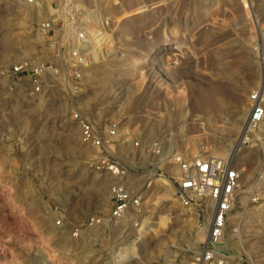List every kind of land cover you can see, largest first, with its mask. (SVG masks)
I'll use <instances>...</instances> for the list:
<instances>
[{
	"label": "rangeland",
	"instance_id": "374dc122",
	"mask_svg": "<svg viewBox=\"0 0 264 264\" xmlns=\"http://www.w3.org/2000/svg\"><path fill=\"white\" fill-rule=\"evenodd\" d=\"M260 2L256 12L253 0H0V264H43L42 255L48 264H175L193 256L206 239L198 230L208 211L175 199L172 156L227 158L241 141L251 93L264 96ZM45 19L58 30L49 38L36 30ZM78 29L91 39L88 68L118 64L106 74L105 95L84 76L82 89L72 90L62 75L57 41ZM24 58L59 67L61 79L33 90L12 74ZM75 111L117 125L123 144L116 156L135 175L144 205L143 215L83 227L78 236L75 227L109 213L112 203L100 207L91 188L103 172L93 167L94 149L79 140ZM231 122L233 132L225 128ZM248 133L236 157L245 168L225 246L242 264H264V204L250 203L252 191L264 190V123ZM131 240L146 242L148 254L116 260Z\"/></svg>",
	"mask_w": 264,
	"mask_h": 264
},
{
	"label": "built area",
	"instance_id": "2783aa9c",
	"mask_svg": "<svg viewBox=\"0 0 264 264\" xmlns=\"http://www.w3.org/2000/svg\"><path fill=\"white\" fill-rule=\"evenodd\" d=\"M30 5H41L45 0H25ZM257 35L264 48V26L258 25ZM36 30L44 37H50L56 29L52 19L37 23ZM58 31V30H57ZM57 41V57L63 64V76L72 90L80 91L83 86V70L88 68L90 55L86 45L90 37L84 29H78L71 38L66 32ZM72 41L69 45L65 39ZM13 77L19 81L28 78L32 89L41 91L50 86L54 77L61 79L59 67L48 63L34 64L29 58L18 61L12 67ZM250 110L247 119V130L264 123V96L259 90L250 95ZM73 119L79 127V140L84 145L94 149L93 167L100 172L112 174L116 181L110 186L111 209L107 214L94 213L87 220L75 227L73 234H78L84 228L98 227L106 223L126 220L130 214L143 215L144 205L140 192L129 185L126 177L127 167L116 156V150L123 144L118 127L115 123L100 125L80 111L73 113ZM133 146L140 148L139 141ZM158 152V144L152 149ZM179 164V176L176 180L174 195L183 207H195L200 211H211L206 239L194 251L191 258L175 264H242L225 246L227 224L230 213L238 202L241 190V178L245 167H240L232 157L219 158L214 156H194L185 158L176 153L172 157ZM250 203L264 204V190L255 189L250 194ZM56 224H62L57 219Z\"/></svg>",
	"mask_w": 264,
	"mask_h": 264
},
{
	"label": "bare ground",
	"instance_id": "6f19581e",
	"mask_svg": "<svg viewBox=\"0 0 264 264\" xmlns=\"http://www.w3.org/2000/svg\"><path fill=\"white\" fill-rule=\"evenodd\" d=\"M164 1V0H163ZM173 1V0H172ZM238 1V0H237ZM161 2V1H160ZM236 2V1H235ZM238 3V2H237ZM253 3H254V9L255 11H259V9L261 8V2L260 0H253ZM159 4V3H157ZM175 4V3H173ZM143 5V4H142ZM172 5V4H171ZM173 6V5H172ZM264 6V5H263ZM146 9V8H144ZM140 10V9H139ZM143 10V9H141ZM138 11V10H137ZM136 11V12H137ZM147 11V10H146ZM133 12H134V9H133ZM132 12V13H133ZM132 13H124V16L123 17H126V16H129L131 15ZM247 14V13H246ZM246 16V15H244ZM258 20L261 22V24H264L262 22H264V15H262L261 17H259L258 15H256ZM247 18V16H246ZM243 19V18H242ZM244 20V19H243ZM118 21V20H117ZM240 21V20H239ZM245 23V22H244ZM241 26V25H239ZM108 32H106L107 34ZM110 37V35L107 36V39ZM106 38V37H105ZM39 39L38 36H36L35 40ZM39 42V41H38ZM37 42V44H38ZM118 67V64L117 63H110L106 69L102 72L101 69H99L98 67H93V68H85L83 70V74H84V77L89 80L90 82H93V83H96L99 87H100V92L99 94L101 95H105L109 92H107V77L108 75H106L108 72H111V71H114L116 70ZM58 79V78H57ZM56 79V80H57ZM62 81V80H61ZM60 81V82H61ZM112 89V88H111ZM234 91L236 92V96L239 97V93L237 94V91L235 88H233ZM94 99V98H93ZM92 100V99H91ZM186 113L188 114V111H186ZM117 113H114V116L116 115ZM248 116H249V110H247V113H246V120H245V124H246V130H245V127H244V131H243V134H242V139L239 143H237V145L231 150V152H228L229 153V156L232 157L234 160L236 159L237 156L241 155L242 153H244V148L241 146V143L244 142L243 140L247 139L248 138V131L247 128H248V124H247V119H248ZM224 126V125H223ZM75 127V126H74ZM225 128L227 130H229L230 132H233L235 131V129L237 128V125H236V122H231L230 125H226ZM68 131V130H67ZM58 143V142H57ZM83 145V144H81ZM86 149L88 146L86 145H83ZM78 147V146H77ZM75 145H73L72 143H69L68 144V149L70 151H73V152H80L82 153L83 151L80 150L79 148H77ZM81 148V147H80ZM89 148V147H88ZM82 149V148H81ZM84 150V149H83ZM247 151V150H245ZM87 153V151H85ZM176 152H178L176 150ZM175 152V153H176ZM173 154V153H172ZM172 154L170 156H172ZM127 155V154H126ZM220 156V155H219ZM221 156H223V154H221ZM84 157V156H83ZM131 157V156H130ZM129 157V158H130ZM173 157V156H172ZM217 157V156H216ZM247 160V159H246ZM132 161V160H131ZM244 162V161H243ZM249 163V162H248ZM75 164V163H74ZM60 165V164H59ZM238 165V164H237ZM75 166V165H74ZM239 166V165H238ZM248 168V167H247ZM95 170V169H94ZM253 171V170H252ZM250 171V172H252ZM96 172V171H95ZM98 172V171H97ZM246 172V171H245ZM249 172V173H250ZM149 173V172H148ZM147 174V173H146ZM79 175V174H78ZM249 174H247L248 176ZM138 177V176H137ZM115 177L106 172V173H103V174H94L93 178L91 179L92 180V184H91V188L95 189V191L99 192L100 195H101V202L99 203V206L100 207H106V204L107 202H109L110 200V196H109V192H108V185H109V182L112 181ZM134 178H135V175H131V174H128L127 177H126V180L127 182L129 183V185L133 184L134 183ZM242 179V178H241ZM90 187V186H89ZM252 209V208H251ZM254 209V208H253ZM256 210V209H255ZM48 213V212H47ZM262 215V214H261ZM255 216V215H254ZM260 216V215H259ZM242 217V216H241ZM210 218H211V211H208L207 214H206V221L201 224L199 226V230H198V237H200V239H204L205 236L207 235V226L209 224V221H210ZM230 218V217H229ZM240 219V218H239ZM207 229V230H206ZM83 248V247H82ZM79 249V248H77ZM126 251H122L120 252L119 254H116V257L115 259L117 260L119 257L122 259L125 258V256H129V257H135V255H140L141 253V256L143 254V256L147 255L148 254V247H147V244L146 242H141L139 243L138 241H135V240H131L127 247H126ZM76 252V251H75ZM82 251H79L77 250L76 254L77 256H79L81 254ZM85 257L86 255H80V258L81 257ZM251 256V255H250ZM249 256V257H250ZM49 257H52V256H49ZM251 258V257H250ZM42 260H43V264H48L49 262V259H47V257L45 255H42ZM40 260V261H42ZM52 260V258H51ZM78 260V259H76ZM251 260V259H249ZM252 263V262H251ZM80 264H83L82 262Z\"/></svg>",
	"mask_w": 264,
	"mask_h": 264
}]
</instances>
